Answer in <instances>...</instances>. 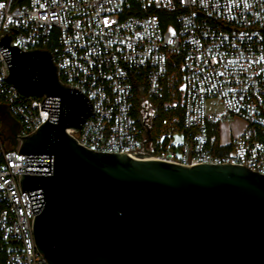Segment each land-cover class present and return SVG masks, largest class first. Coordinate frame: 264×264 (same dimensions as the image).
Wrapping results in <instances>:
<instances>
[{
    "label": "built area",
    "instance_id": "obj_1",
    "mask_svg": "<svg viewBox=\"0 0 264 264\" xmlns=\"http://www.w3.org/2000/svg\"><path fill=\"white\" fill-rule=\"evenodd\" d=\"M158 11L176 13L164 25ZM6 33L23 52L50 51L59 80L91 101L81 129H69L84 148L264 175V0H0V42ZM8 76L0 50V264H48L19 151L49 112L45 96ZM210 100L222 112L210 113Z\"/></svg>",
    "mask_w": 264,
    "mask_h": 264
},
{
    "label": "water",
    "instance_id": "obj_2",
    "mask_svg": "<svg viewBox=\"0 0 264 264\" xmlns=\"http://www.w3.org/2000/svg\"><path fill=\"white\" fill-rule=\"evenodd\" d=\"M10 37L0 42L5 80L45 96L49 112L19 151L27 155L21 187L33 204L35 242L48 264H264V175L84 148L69 129H81L91 101L59 80L50 51L23 52Z\"/></svg>",
    "mask_w": 264,
    "mask_h": 264
},
{
    "label": "trees",
    "instance_id": "obj_3",
    "mask_svg": "<svg viewBox=\"0 0 264 264\" xmlns=\"http://www.w3.org/2000/svg\"><path fill=\"white\" fill-rule=\"evenodd\" d=\"M175 11H173V12H168V11H158V14H159V16L163 19V23H164V25H167L169 22L166 20V18H171V20H173V18L175 17ZM48 49H50L51 50V47L50 46H48L47 47ZM155 125H156V122H154V126H153V132L155 131ZM211 132L213 133V134H216V135H218L219 136V129L217 128V127H213L212 128V130H211ZM258 137H259V139L262 141V142H264V132H259L258 133Z\"/></svg>",
    "mask_w": 264,
    "mask_h": 264
},
{
    "label": "rangeland",
    "instance_id": "obj_4",
    "mask_svg": "<svg viewBox=\"0 0 264 264\" xmlns=\"http://www.w3.org/2000/svg\"><path fill=\"white\" fill-rule=\"evenodd\" d=\"M207 109L210 113H214V114H219L220 112H222V104L220 103V101L218 100H210L207 103ZM1 120V118H0ZM1 125V123H0ZM226 128V125L224 126V130ZM239 127H235V130H238ZM0 155H1V150H0Z\"/></svg>",
    "mask_w": 264,
    "mask_h": 264
},
{
    "label": "crops",
    "instance_id": "obj_5",
    "mask_svg": "<svg viewBox=\"0 0 264 264\" xmlns=\"http://www.w3.org/2000/svg\"><path fill=\"white\" fill-rule=\"evenodd\" d=\"M225 125H226V128H225V130H224V126H225ZM224 126H223V129H222V138H223L224 140H227V139H228V136H229V132H228V130H227L228 125H227V124H224ZM235 126H236V127L243 126V123L237 121V122H235Z\"/></svg>",
    "mask_w": 264,
    "mask_h": 264
}]
</instances>
